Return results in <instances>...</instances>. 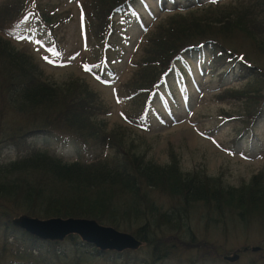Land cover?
I'll return each instance as SVG.
<instances>
[{
	"label": "trees",
	"instance_id": "trees-1",
	"mask_svg": "<svg viewBox=\"0 0 264 264\" xmlns=\"http://www.w3.org/2000/svg\"><path fill=\"white\" fill-rule=\"evenodd\" d=\"M25 1L13 0L0 8V32L3 25L20 20L24 14H18ZM132 1L87 2L90 12L86 19L106 61L114 46L110 42L109 47L106 45L107 35L111 32V38L117 30L114 14ZM199 5L174 12L151 29L141 45L137 69L125 88L134 101V118L145 119L147 108L164 95L161 85L166 79L169 85L172 70L186 71L178 61L184 51L209 45L214 71H222L219 76L228 77L230 72H237L242 80L251 76L245 89L231 87L225 90L227 97L219 96L220 100H243L254 107L234 117L225 114L226 120H239L243 125L237 129L239 140L250 129L251 121L264 116V0ZM43 76L32 55L15 48L0 33V117L6 108L36 117L15 136L22 139L31 133H60L69 139H89L118 156L91 163H63L40 153L0 166V236L17 247L8 264H92L94 260L162 264L174 256L182 243L180 237L194 239L192 218L196 219V210L204 212L201 220L209 219L208 227L226 218L223 229L229 216L244 219L245 215L264 214V171L235 188L226 187L204 170L184 173L172 150L169 163L158 165L147 159V154L126 149L125 127L108 130L103 121L107 113L103 99L88 84L80 86L71 80L58 85ZM157 193L169 197L173 205H160ZM22 214L41 219L95 220L134 235L144 246L141 253L116 254L101 252L76 235L63 241L41 240L12 224ZM1 252L4 255L5 249ZM143 255L148 259L142 260Z\"/></svg>",
	"mask_w": 264,
	"mask_h": 264
},
{
	"label": "rangeland",
	"instance_id": "rangeland-1",
	"mask_svg": "<svg viewBox=\"0 0 264 264\" xmlns=\"http://www.w3.org/2000/svg\"><path fill=\"white\" fill-rule=\"evenodd\" d=\"M11 1L13 0H0V8ZM149 1L153 2H150L154 11L153 17L144 16L147 13L144 4L140 6L136 2L134 5L140 9L139 12L129 13L126 17L114 16L117 34L110 40L114 45L109 54L110 68L102 63L103 48L94 38L91 23L86 19L90 12L87 9L88 0H27L22 7V13L18 14H24L20 20L3 25L0 33L15 48L29 52L49 81L64 85L72 80L80 86L88 84L94 92H98L105 104L107 113L103 121L105 120L108 130L119 127L127 129L123 138L126 149L140 155L147 154L146 158L158 165L169 163L172 150L180 160L184 173L204 170L208 176L221 179L226 187L238 188L249 183L253 176L264 171V116L251 121L250 129L237 140V129L243 125L239 120H226L228 117L225 114L234 117L241 113L246 114L254 107L251 108L243 100H220L219 96L227 97L225 90L231 87L236 91L245 89L251 76L244 80L237 74L219 76L218 73L221 74L222 71H214V56L207 46L204 47L206 53L195 58L192 51L187 50L184 53L186 59L191 60L190 74L185 72L186 80L182 79L180 71L170 74V89L177 98L173 99L164 87L167 96L158 97L155 103L161 116H154L152 111H148L146 120L134 118V101L125 84L137 69L142 43L160 21L174 12L186 11L178 8L196 9L200 6L197 3L191 4L189 0ZM236 1L238 0H222L218 3L224 5ZM205 4L206 7L211 5ZM165 5L170 10H163ZM141 16L145 19L143 27L138 22ZM179 63L187 67L185 60H179ZM102 69L104 75L101 78ZM10 114L17 113L6 108L1 116L2 166L11 165L25 152L22 141L17 142L16 147L9 139L20 133L22 126L36 120L34 116L17 114L13 118ZM12 122L15 125L10 126ZM56 140L37 137L31 141L40 149L56 148L65 155H75L76 149L80 147L77 143L61 147ZM88 149L93 155L95 153V157L99 154L110 158L118 156L110 149L95 146ZM156 199L166 208L173 205L172 200L164 194L157 193ZM196 211V219L192 218L194 239L191 236L179 238L182 241L179 261L184 263L172 261L168 264H188L189 261L195 264H264V214L245 215L244 219L229 216L226 229H223L222 223L226 218L219 224L210 223L208 227L206 222L209 219H200L204 212ZM246 247L249 250L244 252ZM251 247H262L263 250L253 252ZM16 248L12 245V240L0 236V264L10 263ZM1 249H5L4 255ZM242 250L236 262H224V256L231 257ZM92 264L105 263L94 260Z\"/></svg>",
	"mask_w": 264,
	"mask_h": 264
},
{
	"label": "water",
	"instance_id": "water-1",
	"mask_svg": "<svg viewBox=\"0 0 264 264\" xmlns=\"http://www.w3.org/2000/svg\"><path fill=\"white\" fill-rule=\"evenodd\" d=\"M16 227L26 230L32 235L43 239H63L68 234H77L83 241L96 245L101 250H137L142 243L132 235L121 233L112 227H105L96 221L87 219H48L41 220L22 215L13 220ZM254 248L253 251H259ZM238 256L226 257V260L234 262Z\"/></svg>",
	"mask_w": 264,
	"mask_h": 264
},
{
	"label": "snow or ice",
	"instance_id": "snow-or-ice-1",
	"mask_svg": "<svg viewBox=\"0 0 264 264\" xmlns=\"http://www.w3.org/2000/svg\"><path fill=\"white\" fill-rule=\"evenodd\" d=\"M45 59H47V57H45ZM49 63H52L51 61H48ZM86 70H88V69H86Z\"/></svg>",
	"mask_w": 264,
	"mask_h": 264
}]
</instances>
